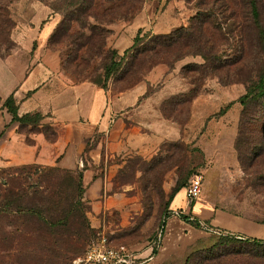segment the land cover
Listing matches in <instances>:
<instances>
[{"label": "rangeland", "instance_id": "374dc122", "mask_svg": "<svg viewBox=\"0 0 264 264\" xmlns=\"http://www.w3.org/2000/svg\"><path fill=\"white\" fill-rule=\"evenodd\" d=\"M149 1H93L91 13L97 16H102L104 9L124 13L116 15V18L108 23L99 22L94 17L88 18L91 24L104 28L108 35L105 53L101 58H92L91 55L83 58L85 50L80 49L79 44L71 43V39L65 35L59 37L63 31L54 40H51V34L42 42L36 39L34 43H28L24 46L26 53L31 56L40 55L47 64L58 62L61 70L74 82H92L91 79L101 77L105 71L104 67L110 65L112 60L110 51H117L119 56L116 58L124 57L126 51L134 44L131 43L132 45L126 49L114 46L118 41L128 44L129 35L123 33L124 28ZM64 2L65 0H14L10 5L11 17L15 23L10 35L12 42L1 53L0 61L12 54L18 45L13 37L16 26L27 24L36 13L45 15L44 22L56 21L54 28L56 30L67 13ZM258 4L263 33L252 23L246 0H155L152 9L156 19L166 10L173 11L175 15L176 11L180 13L183 9L188 12L189 17L183 26L189 25L199 9H214L216 26L221 27L218 55L227 60L242 55L249 63L246 67L249 75L256 81L264 71V0H258ZM46 10L51 14L47 15L44 12ZM129 11L130 13H127ZM170 20L172 17H165L167 23ZM175 29L177 28H172L166 33ZM76 30L91 33L89 29L83 30L79 24L76 25ZM138 34L146 37L164 33L152 34L151 30L142 29ZM28 37L30 39V36ZM34 37L35 35L31 39ZM188 57L189 62L181 67L180 74L189 90L175 93L181 89L176 90L172 86L162 94L164 100L160 109L168 123L167 130L175 131L170 135L172 139L166 138L162 148L152 156L137 151L127 154L116 153L104 156L98 162L93 160L89 163L86 159L85 166L76 171L64 168L74 175L81 174L83 177L87 220L83 218V212H77L68 223L51 227L35 218L21 219L19 215L4 210L0 214V264H74L76 257L85 250L99 227L105 228L115 239L139 247L161 228H165L167 218L175 213L172 210L175 188L183 185L182 189H185L191 175L198 171H204L205 177L201 201L194 207L195 215L203 216L205 209L211 207L210 203L214 201L217 208H226L241 214L240 219L245 215L264 221V98L244 105L242 100L249 83L232 79L231 83L224 84L210 69L204 71L200 69L196 72L199 79L194 80L193 76L187 75V67L203 64L205 60L201 55H190L185 58ZM14 67L18 71L22 69L20 59L15 61ZM147 74L141 80L133 81L131 86L142 81ZM126 84L122 80L115 81L113 77L107 82L108 87L116 91L124 89ZM166 84L167 80L164 79L156 85H151L150 94ZM192 89L195 92L194 97L189 100L192 93L189 91ZM4 103L5 99L0 96V110L6 109ZM235 116L237 130L233 137L230 132L220 128L214 131L208 128L210 121L220 117H226L225 119L232 124ZM241 130L243 132H240ZM204 133H207V138ZM26 154L22 151L21 158L27 156ZM29 163H38L47 168L57 166L39 162L16 163L13 162L12 156L0 154V193L10 185L19 186L18 179L14 184H6L4 168ZM86 168L89 172H85ZM47 175L58 176L51 187L47 188L46 198L62 201L54 217H63L66 207L65 195L58 197L55 193L62 190L59 180H62L65 172L47 171ZM41 179L32 175L27 185L40 182ZM35 187L36 184L32 185L30 191L35 190ZM63 189L66 193L67 189L64 186ZM70 193L76 195L73 191ZM182 195L183 192L179 194L176 202ZM96 203L103 205L102 208L95 207ZM191 206L187 207L186 212L175 211L179 212L182 218H190L193 215ZM232 211L231 213L236 215ZM191 221L198 222L197 218ZM98 222L99 227L93 225ZM241 233L250 236L247 231ZM230 236L232 235L221 234L216 240V243L223 247V251L238 247V251L243 252L244 257H249L246 258L247 263L243 260L241 264H264V244L258 245L240 237L232 239ZM225 238H229L230 241L223 242ZM204 245H198L197 248ZM199 249L203 250V248L196 250Z\"/></svg>", "mask_w": 264, "mask_h": 264}, {"label": "crops", "instance_id": "0c3cea01", "mask_svg": "<svg viewBox=\"0 0 264 264\" xmlns=\"http://www.w3.org/2000/svg\"><path fill=\"white\" fill-rule=\"evenodd\" d=\"M154 1L147 2L145 8L124 28L123 33L129 35L128 44L118 41L114 46L126 49L134 43L142 29L151 30L152 34L166 33L185 25L189 17L183 9L180 13L176 11L175 15L173 11L166 10L156 19L152 9ZM44 12L51 14L48 10ZM165 17H172V20L167 23ZM31 19L23 24L24 27L21 24L16 26L13 37L18 45L12 54L0 61V96L6 99L13 94L18 100L20 116L40 113L43 115L42 123L53 126L57 134L55 138L49 139L42 131L18 130L19 123L12 122V115L7 109L0 110V154L12 156L16 163L56 164L76 171L81 168L80 160L85 166L86 159L89 163L93 160L98 162L102 157L116 153L137 151L146 156L157 153L166 138L175 132L167 130L168 123L160 109L164 100L162 94L172 86L176 90L181 89L175 93L189 90L180 74L181 67L189 62V57L177 61L173 68L166 64L156 65L146 78L125 90L103 88L90 81L74 82L61 70L58 62L47 64L40 55L26 53L24 46L34 43L36 39L41 42L46 40L56 25L54 20L44 22L45 15L39 13ZM19 59L22 69L18 71L14 63ZM164 79L167 84L149 94V87ZM225 118L210 121L208 128L210 131L221 129L230 132L233 137L237 130L236 116L232 124ZM204 136L207 138V133ZM22 151L27 156L21 158ZM85 172H89V169L86 168ZM181 192L183 195L176 202ZM185 197V189L175 196L172 202L174 212H186L189 205ZM99 203L95 207L102 208L103 205ZM108 203L109 200L106 201ZM214 203H210L211 207L205 209L203 216L195 215V204L192 205L193 216L221 233L264 239V221L245 215L240 219L241 214L217 208ZM93 225L100 226L99 222ZM243 231H247L250 236L242 234ZM218 237L219 233L196 226L191 220L174 213L167 218L161 248L143 264H183L192 251L211 246ZM145 244L137 247L144 257L150 254ZM202 244L203 247L197 248Z\"/></svg>", "mask_w": 264, "mask_h": 264}, {"label": "trees", "instance_id": "16d2710c", "mask_svg": "<svg viewBox=\"0 0 264 264\" xmlns=\"http://www.w3.org/2000/svg\"><path fill=\"white\" fill-rule=\"evenodd\" d=\"M13 1L14 0H0V55L12 42L10 35L12 28L15 27V23L11 17L10 5ZM93 1L94 0H65L64 6L65 9H67V13L50 36L51 40H54L59 36V33L63 31L59 37L65 35L69 40L71 39V43L79 44L80 49L85 50L83 58L89 57L90 55L92 58H101L105 53L106 39L108 37L104 28L98 27L97 24H91L88 18L94 17L99 22L108 23L114 20L116 15L124 14L120 11L116 12L114 9H104L101 13L102 16H97L91 13ZM246 5L249 6L252 23L263 33L258 0H246ZM127 13H130V11ZM215 19L216 15L214 9H199L198 13L192 17L188 26L182 25V27H177V29L170 33L155 34L146 37L138 34L134 44L126 51L124 57L116 58L119 56L117 51H110L112 57L110 65L104 67L105 71L101 77L91 79V81L103 88H108L107 82L113 77L115 81L122 80L125 84L126 82L128 83L126 87L122 89L125 90L133 87L131 86L133 81L141 80L146 73H149L160 63H167L169 67L173 68L177 61L187 56L201 55L205 63L186 66L187 75L190 74V76H193L194 80L197 81L199 79L196 72L200 71V69L203 71L210 69L224 84L231 83L233 81L232 79L244 80L249 83L247 85V93L242 100L244 105L264 98V71L261 72L258 79L255 81L253 76L249 75L246 69L249 63L244 60L242 55L232 60L223 59V56L218 55L217 51L220 44L218 42L221 37L219 31L221 27L216 26ZM78 24L83 30L89 29L91 33L88 34L87 32L75 31L76 25ZM189 92H192L189 95V100H192L195 93L194 89ZM4 106L12 115V122L19 123L18 130H24L25 132L34 130L42 131L49 139L55 138L57 134L55 129L50 124L42 123V114L28 113L23 116L19 115L18 102L13 94L5 99ZM240 132L243 131L241 130ZM163 145L164 143L162 146ZM47 171H50V173H54V171L65 172L62 180H59L62 185V190H57L55 193L58 197L62 194L65 195L64 200H66V207L63 217H54L62 201L54 200L49 197L46 198L47 188L49 189L51 184L58 177L56 175L47 177ZM3 172L6 173V184H14L15 180L18 179L19 186L12 187L10 185L3 193H0V214L5 210L6 212L19 215L21 219L28 220L29 218H35L38 221H42L44 224H49L51 227H57L59 224L68 223L73 215H77V212H83V218L87 220V210H85L84 207L85 190L81 174L74 175L71 171L58 165L53 168H47L38 163L4 168ZM32 175H36L42 179L40 182L27 185ZM34 184H36L35 190L30 191L29 188ZM63 186L67 189L66 193ZM182 188L183 185H179L175 188L172 199L175 198ZM70 191L75 192L76 195H72ZM184 219L190 220L187 217H184ZM194 224L199 226L198 222H194ZM98 234L99 230L89 242L96 239ZM108 236L110 242L115 245L125 244L134 246L131 243L115 239L110 233H108ZM154 236H152L151 239ZM230 237L233 239L236 238L237 235H232ZM241 238L248 239L258 245L264 244V239ZM225 241L230 240L229 238H225L223 242ZM222 248L220 243L214 242L211 246L203 248V250L199 249L192 251L184 264H234V262L241 264V261L246 260V258L249 259V257H244L243 252L238 251V247H232V249L227 251H223ZM84 252L85 250L80 255ZM245 263H247V260Z\"/></svg>", "mask_w": 264, "mask_h": 264}, {"label": "built area", "instance_id": "2783aa9c", "mask_svg": "<svg viewBox=\"0 0 264 264\" xmlns=\"http://www.w3.org/2000/svg\"><path fill=\"white\" fill-rule=\"evenodd\" d=\"M79 166H84L82 160L79 161ZM204 177V171H198L193 173L189 178L188 186L185 188V198L188 205H194L201 199ZM175 214H179V212L175 211ZM189 219L195 220L196 217L192 215ZM197 221L200 226L208 231L217 232L219 235L228 234L221 233L205 221L199 219ZM164 230V227L161 228L152 239L146 242L145 248L150 250V254L144 257L141 255V250L135 245H115L111 243L108 232L105 229H101L99 230L98 237L87 244L85 252L76 257L74 264H143L161 248ZM237 237L241 238L242 236L237 235Z\"/></svg>", "mask_w": 264, "mask_h": 264}]
</instances>
